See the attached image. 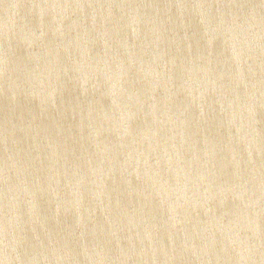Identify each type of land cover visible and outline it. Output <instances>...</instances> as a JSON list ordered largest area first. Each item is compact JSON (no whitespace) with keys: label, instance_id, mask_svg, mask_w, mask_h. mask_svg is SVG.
<instances>
[{"label":"water","instance_id":"water-1","mask_svg":"<svg viewBox=\"0 0 264 264\" xmlns=\"http://www.w3.org/2000/svg\"><path fill=\"white\" fill-rule=\"evenodd\" d=\"M0 264H264V0H0Z\"/></svg>","mask_w":264,"mask_h":264}]
</instances>
